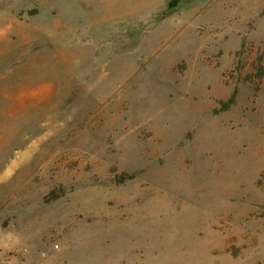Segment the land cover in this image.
<instances>
[{"label": "rangeland", "instance_id": "374dc122", "mask_svg": "<svg viewBox=\"0 0 264 264\" xmlns=\"http://www.w3.org/2000/svg\"><path fill=\"white\" fill-rule=\"evenodd\" d=\"M0 264H264V0H0Z\"/></svg>", "mask_w": 264, "mask_h": 264}, {"label": "trees", "instance_id": "16d2710c", "mask_svg": "<svg viewBox=\"0 0 264 264\" xmlns=\"http://www.w3.org/2000/svg\"><path fill=\"white\" fill-rule=\"evenodd\" d=\"M173 1L175 2L176 0H173ZM234 98H235V92H233L230 95V97L228 98L227 101L221 102V108L220 109L224 110V109L228 108L234 102Z\"/></svg>", "mask_w": 264, "mask_h": 264}]
</instances>
